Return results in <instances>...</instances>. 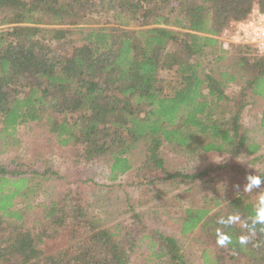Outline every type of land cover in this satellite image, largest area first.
I'll return each mask as SVG.
<instances>
[{
    "label": "trees",
    "instance_id": "1",
    "mask_svg": "<svg viewBox=\"0 0 264 264\" xmlns=\"http://www.w3.org/2000/svg\"><path fill=\"white\" fill-rule=\"evenodd\" d=\"M254 10L264 14V0H0V151L23 145L20 126L42 129L73 149L79 167L105 164L111 182L138 155L132 185L147 193L198 178L169 171L164 146L226 158L209 172L236 167L244 150L259 151L242 120L264 100V54L221 38ZM162 70L174 71L173 95ZM24 161L0 163V264H194L170 229L201 243L200 264H264L262 226L254 234L241 226L257 205L247 195L180 217L172 203L156 216L132 205V222L106 226L88 203L89 182ZM55 176L57 197L30 204ZM234 214L239 223H217ZM217 228L231 244H217ZM241 235H250L246 245Z\"/></svg>",
    "mask_w": 264,
    "mask_h": 264
},
{
    "label": "rangeland",
    "instance_id": "2",
    "mask_svg": "<svg viewBox=\"0 0 264 264\" xmlns=\"http://www.w3.org/2000/svg\"><path fill=\"white\" fill-rule=\"evenodd\" d=\"M173 73L174 71L167 70L160 72V77L166 79L169 85L166 90L167 95L174 94L176 84ZM237 90V86L231 87L232 92ZM263 112L264 100L256 98L243 115L242 122L248 134V143L259 147V151L249 156L247 150H244L236 167L209 172V169L224 164L226 158L218 154L191 155L179 150L174 151L168 146L162 147L161 156L166 160V168L169 171L198 175V178L181 185L151 186V193H147L140 182L132 185L136 171L143 160L141 156L130 155L132 170L116 182H111L110 169L105 164L94 163L79 167L75 163L72 148L60 147L53 140H48V134H45L44 130L36 128L30 130L27 126L18 128V135L23 145L5 154L0 151V163L6 164L11 158H19V160L24 158L26 163L34 160L36 163L34 167L41 170L50 169L61 178H79L89 182L88 186L84 187L88 203L103 219L106 226L132 222L130 220L132 205L137 212H147L149 216H156L157 211L162 210L161 206L164 203H172L169 209L172 210L173 215L180 217L184 216V211L187 209L210 208L215 202L225 206L241 195H247L251 201L258 203L260 194L264 193L263 183L260 188L244 192V186L248 181L239 168L253 172V175L264 173V129L261 127ZM206 171H208L206 175L201 176ZM55 179L56 176L37 193L39 195L33 198L30 204L37 206L57 197L63 188L61 189L62 181ZM237 185L239 188L236 187ZM149 222L152 226H158L153 219H149ZM166 232L179 242L188 256L193 259L194 264H200L201 243L194 240L193 235L183 236L176 229Z\"/></svg>",
    "mask_w": 264,
    "mask_h": 264
},
{
    "label": "clouds",
    "instance_id": "3",
    "mask_svg": "<svg viewBox=\"0 0 264 264\" xmlns=\"http://www.w3.org/2000/svg\"><path fill=\"white\" fill-rule=\"evenodd\" d=\"M247 183L244 186V192H251L253 188H260L262 183H264V177L260 175H248L247 176ZM239 188V185L236 186ZM251 225H248L246 222L243 223L241 226L247 228L249 233L254 234L255 228L257 224L262 226L261 231H264V193H261L259 196V200L257 205L255 206V215L251 217ZM240 217L239 215H229L227 218L220 217L217 220V223L220 225H224L225 227L239 223ZM216 236H217V244L219 246H228L232 243V237L224 232L222 229H216ZM250 235H241L238 240L241 245H246L249 242Z\"/></svg>",
    "mask_w": 264,
    "mask_h": 264
},
{
    "label": "built area",
    "instance_id": "4",
    "mask_svg": "<svg viewBox=\"0 0 264 264\" xmlns=\"http://www.w3.org/2000/svg\"><path fill=\"white\" fill-rule=\"evenodd\" d=\"M222 41L226 43L253 44L259 54H264V14L254 10L246 22L234 23L227 30Z\"/></svg>",
    "mask_w": 264,
    "mask_h": 264
}]
</instances>
